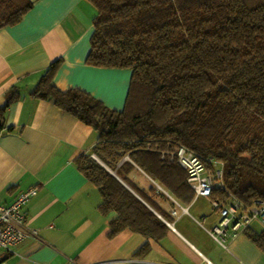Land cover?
Returning <instances> with one entry per match:
<instances>
[{"label": "trees", "instance_id": "trees-1", "mask_svg": "<svg viewBox=\"0 0 264 264\" xmlns=\"http://www.w3.org/2000/svg\"><path fill=\"white\" fill-rule=\"evenodd\" d=\"M86 1L95 15L85 64L131 71L122 110L78 88L58 89L61 58L29 95L97 134L92 153L74 162L99 191V212L115 213L108 236L127 228L154 240L167 233L147 206L165 216L154 200L160 191L139 188L132 178L137 168L181 205L195 199L187 173L161 158L179 146L207 168L209 159L223 164L224 189H214L211 201L264 203V0ZM32 5L0 0V29L18 24ZM16 98L13 92L0 114ZM245 230L264 252V234Z\"/></svg>", "mask_w": 264, "mask_h": 264}, {"label": "crops", "instance_id": "crops-1", "mask_svg": "<svg viewBox=\"0 0 264 264\" xmlns=\"http://www.w3.org/2000/svg\"><path fill=\"white\" fill-rule=\"evenodd\" d=\"M30 1L31 10L18 24L0 29V110L17 93L0 114V202L8 205L20 192L37 187L23 209L27 228L37 235H29L11 252H0V264H264V252L249 231L227 236L222 244L209 235L221 220L209 198L183 206L161 186L154 200L165 216L147 206L168 227L162 239L128 228L108 236L115 213L99 212V191L74 162L92 153L97 134L51 102L29 94L61 58L53 80L58 89H81L119 111L131 71L85 64L95 15L88 1ZM132 178L144 190L158 185L138 168ZM260 226L254 222L248 229L261 233Z\"/></svg>", "mask_w": 264, "mask_h": 264}, {"label": "built area", "instance_id": "built-area-1", "mask_svg": "<svg viewBox=\"0 0 264 264\" xmlns=\"http://www.w3.org/2000/svg\"><path fill=\"white\" fill-rule=\"evenodd\" d=\"M165 157L175 161L187 173V183L194 191L195 198H209L214 189H224L222 163L209 159L208 163L211 167L207 168L197 155L183 146L162 152L161 158ZM157 189L163 191L159 185ZM37 192V187H31L20 192L8 205L0 202V252H11L29 235L36 237L37 232L27 228L23 209ZM211 204L218 211L221 220L207 232L219 243L222 244L227 236L236 238L242 230L250 227L254 222L261 225V233L264 234V203H256L249 208H244L235 199L228 204L213 200ZM172 214L176 215V211H172Z\"/></svg>", "mask_w": 264, "mask_h": 264}, {"label": "rangeland", "instance_id": "rangeland-1", "mask_svg": "<svg viewBox=\"0 0 264 264\" xmlns=\"http://www.w3.org/2000/svg\"><path fill=\"white\" fill-rule=\"evenodd\" d=\"M102 163V162H101ZM157 191H158V189H157ZM159 192V191H158ZM260 228H261V226H260ZM256 229H259V227L256 225Z\"/></svg>", "mask_w": 264, "mask_h": 264}]
</instances>
